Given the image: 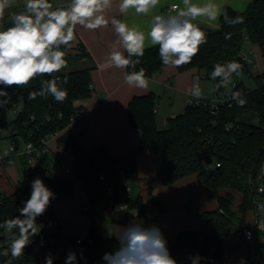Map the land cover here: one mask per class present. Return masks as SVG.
<instances>
[{
	"label": "trees",
	"instance_id": "obj_1",
	"mask_svg": "<svg viewBox=\"0 0 264 264\" xmlns=\"http://www.w3.org/2000/svg\"><path fill=\"white\" fill-rule=\"evenodd\" d=\"M24 6L25 4L23 11ZM222 10L229 18L242 17L243 23L228 24L222 15L220 27L203 31L206 43L200 46L191 63L178 67L180 71L196 68L211 78L210 74L216 64L236 61L242 66L238 73H251L250 64L242 59L247 40L258 44L264 57V0H252L243 11L230 5H224ZM227 34H230V38H226ZM61 50L65 52L66 61L82 57L84 53L82 50L73 54L65 46H61ZM125 56L127 57L126 52ZM130 59H139L140 62L135 68L129 66L128 73L143 68L146 77H155L165 66L159 56V45L145 47L142 57L133 56ZM235 74L237 73L232 75ZM65 78L67 83H64ZM254 78L257 83L255 87L247 88L243 81H236V87L232 91L240 92L241 98L246 101L243 106L233 100L231 105L220 106L213 113L209 104L189 102L183 112L168 117L164 128L158 126L154 111L158 101L157 94L150 92L135 95L129 102V121L141 131L142 148L149 150L153 158L161 163L165 184H173L180 178L195 174L219 199L218 207L198 215L199 227L183 229L174 239H169L157 220L148 216L142 194L130 197L123 193L117 194V201L129 202V208L124 213L127 218L134 216L131 210L135 209V216L142 220L144 227L155 225L160 228L177 264H192V258L197 255L202 257L200 264L219 261L225 254L223 245L227 237H237L233 247L244 244V239H240L238 234L239 226L246 225L247 213L251 208L255 209V199L260 196L258 186L264 183V177L260 179L264 166V71ZM51 79H57L58 87L67 91V98L63 102L56 101L51 94L29 99L30 93L41 90L43 81ZM219 81V77L213 80L215 92L225 89L215 87ZM7 88L15 89L23 96L24 108L15 121L19 133L25 139L30 136L35 141H41L47 135L64 130L84 111L85 107L78 102L92 95L93 78L91 68H78L53 73L51 76H37L23 87ZM58 144L75 156L77 167L74 175L64 178L48 173V169L44 171L43 178L48 180V184L44 185L54 193V198L50 200L44 214L36 218V223L43 227L37 235L30 237L32 239L52 226L57 219L52 209L53 204L73 194L75 181H85L89 200L95 204L103 196L100 175L113 176L119 171L120 159L113 157L105 146L89 151L70 131L61 133ZM236 191L242 192L243 198L234 206ZM194 204L191 192L185 206L191 210ZM23 206L24 201H20L15 195H7L0 189V225L7 219L20 216L18 209ZM255 230L257 234L260 233L259 229ZM5 232L6 229L0 227L2 238ZM15 234H18V229H14L11 236ZM81 246V264H105L102 259L104 254L118 248L119 240L115 236H103L94 224ZM40 258L34 245L29 243L21 257L12 259L9 252V256L2 257L0 264H8L9 260L11 264H31L39 262Z\"/></svg>",
	"mask_w": 264,
	"mask_h": 264
},
{
	"label": "clouds",
	"instance_id": "obj_2",
	"mask_svg": "<svg viewBox=\"0 0 264 264\" xmlns=\"http://www.w3.org/2000/svg\"><path fill=\"white\" fill-rule=\"evenodd\" d=\"M14 2L15 0H0V20L4 19L5 10ZM159 2L160 0H120L119 11L126 14L132 9L138 15H148ZM112 3L113 0H71L67 7H56L53 10L49 0H25L24 11L11 16L12 26L0 30V85L5 86V89L12 86L23 87L37 76H51L66 68L65 52L61 50V46L71 48L74 45L78 25L97 30L106 28L111 23L117 40L104 66L135 68L140 61H133L130 57L144 55L145 33L120 19L113 17L109 20L107 12ZM172 10L175 14L154 15L147 34L151 45H159V56L166 66L180 67L191 63L200 46L206 43L205 33L194 23L197 19L205 18L213 22L223 15L228 24L243 23L242 17L229 18L215 0H205L204 3L181 0L180 4L172 5ZM226 38H230V34ZM241 67L236 61L216 64L210 74L213 80L220 78L215 87H227L231 83L232 74L238 73ZM124 82L129 87L138 89H146L149 83L143 68L125 73ZM64 83H67V78ZM48 94L58 102H63L68 95L66 90L58 87L57 79H51L43 81L41 90L30 93L29 99L46 97ZM190 95L197 101L203 98L198 83L192 85ZM0 97L4 98L0 100V106L6 105L9 100L7 91L0 89ZM231 98L240 106L246 102L238 91L233 92ZM31 187L30 198L18 209L20 216L7 219L0 225L8 233L18 229V234L12 235L10 245L2 253L5 257L9 256V252L12 259H18L24 254L30 237L37 235L43 227L36 223V218L44 214L50 200L54 198V193L39 178L32 182ZM117 239L119 247L113 252L105 253L102 258L105 264H177L169 252L166 238L155 225L144 227L139 223L130 224L120 229ZM76 259V254L70 252L66 264H75ZM201 259L199 255L193 257L192 264H200ZM8 264H11V260ZM46 264H53L51 256L46 257Z\"/></svg>",
	"mask_w": 264,
	"mask_h": 264
},
{
	"label": "crops",
	"instance_id": "obj_3",
	"mask_svg": "<svg viewBox=\"0 0 264 264\" xmlns=\"http://www.w3.org/2000/svg\"><path fill=\"white\" fill-rule=\"evenodd\" d=\"M251 1L252 0H215L221 8H223L224 5H230L242 11L247 9ZM119 2L120 0H113L112 7L107 12L109 20L114 17L126 22L130 27H138L145 33V47H148L152 46L147 35L150 30V21L152 17L158 14H175L170 7L173 4H180L181 0H160L157 7L152 9L148 15H138L132 9L126 14H122L119 11ZM193 2L204 3L205 0H193ZM70 3L71 0H51L53 10H55L56 7H67ZM220 17L213 22H209L205 18H199L194 21V23L198 24L202 31L217 29L221 25ZM5 27H7V25ZM75 34L77 39L70 50L73 54L80 53V51L84 50L83 56L67 61V67L60 72H67L78 68H91L93 93L89 98L78 102L85 107L84 111L74 118L64 130L58 132L49 139V152L44 156L45 160L42 159L39 168L36 171H31V173L42 180L45 174L44 171L47 169L48 172H52L55 176L60 178L68 176L66 172L67 168H71L72 170L76 169L77 160L75 156L58 144V137L61 133L70 131L89 151H94L98 147L105 146L113 157L120 159L118 162L119 170L132 169L136 172L133 184L138 188V191L135 194L140 193L143 195L146 201L148 216L157 220L158 225L164 230L169 239H174L183 229L199 227L200 219L198 215L205 211L206 208H216L214 202L211 201V206H205L202 209L195 208L194 206L191 210L185 206V203L189 193L192 192L194 184L197 185L199 190L203 193L210 192L211 189H209L203 180L195 174L180 178L171 185L165 184L161 163L153 158L149 150L142 148L141 131L138 127L130 123L128 116V106L133 96L154 92L158 95L159 101L156 112L158 126L160 123L166 125L168 117L183 112L186 105L190 102L189 98L190 89L193 85V75L198 70L193 68L180 71L178 67L165 65L155 77H146L149 82L146 89L131 88L124 82V75L128 73L127 68L120 69L104 66L107 64L109 52L114 42L117 40L111 23H109L106 28L97 30H89L78 25L75 29ZM247 41L250 44L248 51L259 55L264 71V57L260 46L251 43L249 40ZM121 51L124 50L121 48ZM159 85L165 87L166 94H169L170 91L173 95L170 102L169 100L166 101L165 94L160 93ZM214 93L215 89L213 94ZM179 94L180 101H183V109L175 111L172 110V107H175ZM213 94L211 96H213ZM211 96L203 95L204 98H209ZM170 98L171 96L169 99ZM160 112L162 113V122L160 121L161 116H157V113ZM24 149L17 151V154L14 156L17 158L16 161L13 157V161L11 162L13 165H9L12 169L21 166L23 170H30L26 163ZM56 154L61 158L60 162H62V166L59 167L61 170L59 171L57 167L53 168V170L51 168L50 170L48 168V163H46L47 159L55 161L53 157L56 156ZM8 164L10 163H6L0 167V189L7 195H13L20 188V181L23 177L18 179V181L14 180L10 174V167L7 166ZM41 173L42 175L40 178ZM6 176L9 177V181ZM3 178L7 181L6 186L2 183ZM33 181L34 180H32V182ZM76 183L77 181L74 183L73 194L58 200L52 206L57 218L64 219L67 222V229L78 219L79 209L77 205L83 203L84 205L81 206V209L86 212L83 207L88 205L85 203L89 200L85 182L80 180L78 185ZM203 185L207 190H204ZM136 213L137 211L133 209L131 210V214L134 216L130 218H127L124 213L118 217H108L114 219V225L112 230L106 233L108 234L107 237L115 236L117 238L120 229L133 223H139L143 226L142 220L135 216ZM255 216L256 210L254 211L253 224L255 223ZM249 225H252L251 222H249ZM66 228L64 230H66ZM259 236L260 233L257 234V240ZM228 253L229 251H225V256ZM52 258L53 264H66L67 256ZM242 262L243 264H249L246 257H244L239 264H242ZM31 264H46V257H41L39 262ZM75 264H78V261H75Z\"/></svg>",
	"mask_w": 264,
	"mask_h": 264
},
{
	"label": "built area",
	"instance_id": "obj_4",
	"mask_svg": "<svg viewBox=\"0 0 264 264\" xmlns=\"http://www.w3.org/2000/svg\"><path fill=\"white\" fill-rule=\"evenodd\" d=\"M172 9V6L170 7ZM6 26L4 20H0V29ZM242 59L248 62L249 64H254L255 61L251 56V53L245 48L242 51ZM203 74L200 71H196L193 75V84L198 83L201 88V78ZM236 87V81L231 79V83L225 87L221 92H215L213 96L209 98H202L197 101L193 96L190 95L189 101L196 104H209L212 112L215 113L220 106L229 104L233 102L232 91ZM0 89H4L8 93V103L4 106H0V167L6 163H11L13 157L17 154V145L14 142H9L3 144L1 138L8 133L9 135L18 134L19 130L16 132L13 128H10V121L7 116L11 111L15 117V121L21 111L24 108V103L14 100V96L19 94L15 89L6 88L3 85H0ZM3 97H0V100H3ZM158 105L154 107V111L157 112ZM15 124V128H16ZM47 135L41 141H35L31 139L30 136L25 139V149L24 153L26 156V163L29 169L33 172L36 171L41 165V160L44 155L49 152V139L57 134ZM67 174L74 175L75 170L71 168L66 169ZM44 177V176H43ZM42 177V179H44ZM136 177V172L134 170L121 169L116 172L115 175L110 176L102 174L99 177V181L102 182L103 196L98 198V201H104L106 205V216L107 217H118L129 208V202L126 200L117 201L116 197L118 193H123L125 196L130 197L133 195V182ZM264 177V166L260 179ZM44 184H48L47 178L44 179ZM32 179L30 175L26 174L23 179L20 181V188L13 194L20 201H26L28 196L32 191ZM258 192L260 196L255 199V223L253 225H246L242 227L238 234L244 238L246 243L250 244L252 247L257 241V233L255 228L260 231L264 229V183H260L258 186ZM85 211L91 209L90 205H85ZM67 222L64 219L57 218L53 222L51 227H48L47 230L40 232V234L35 238H30V243L34 245V249L39 253L40 257H58V256H67L70 252H74L77 257L78 264H81L79 260V255L77 253V248H81L84 237L77 236L74 234L66 233L65 228ZM55 229V230H54ZM11 233L7 231L4 233V238L0 236V263L2 260V253L5 248H7L11 243ZM212 264H219L218 261H213Z\"/></svg>",
	"mask_w": 264,
	"mask_h": 264
},
{
	"label": "rangeland",
	"instance_id": "obj_5",
	"mask_svg": "<svg viewBox=\"0 0 264 264\" xmlns=\"http://www.w3.org/2000/svg\"><path fill=\"white\" fill-rule=\"evenodd\" d=\"M24 4H25V0H15L13 5L10 8H7L5 10V15H4L3 20L5 21L6 25L9 24L10 27L12 26L11 16L13 14L22 12ZM249 45L250 44L248 43V41H246L245 48L247 50H248ZM251 56L255 60V66H254V64H250L251 73L246 71V72H242V73H237L235 75H232V77H231V79H233L235 81H243L247 88L255 87V85L257 83H256V80L254 77L257 74H259L260 72H263V65H262V62H261L259 55L257 53L253 52V53H251ZM202 74H203V77L201 78L202 93L204 96H211L214 92V82L211 78H209L205 75V72H202ZM159 87H160V93L165 94L166 99H167L166 101L169 100V102H170L173 98V95L171 94V92L169 91V94H166L165 93L166 92L165 87L162 85H159ZM170 96H171V98L169 99ZM13 98L15 101H18V102L23 101V96L21 94H17ZM182 102L183 101H180V94H179L177 96L175 107L174 108L172 107V110H175V111L182 110L183 109V103ZM158 103H159V101H157V104ZM159 108H160V105H159ZM161 115H162L161 112L157 113L158 117H160ZM7 118L10 121L9 127L13 128L17 132L18 127L15 128V117L11 111L8 113ZM161 118H162V116L160 117V121L162 122ZM159 127L164 128L165 127L164 123H160ZM1 141H2V143L14 142L15 145L18 146L17 151L23 150L24 146H25V138H24L23 134H21V133L9 135V136L7 133L5 136H3L1 138ZM44 156H46V155H44ZM44 156L42 157L43 160H45ZM53 158L55 159V161H52L51 159L46 160V163H48V168L50 170L52 168V170H53V168L57 167L58 171L61 170L59 168L60 166H62V162H60L61 158L57 154ZM16 159L17 158H15L14 160L16 161ZM63 162H64V160H63ZM58 163H59V165H58ZM9 165H13V164L10 163L7 166L10 167ZM9 170H10V174H11L12 178L14 180H17V181H18V179H21V177H24L26 174L30 175L32 180H35L37 178L36 176H34L31 173V170H23L21 166H18L16 169H14V168L12 169V167H10ZM41 175H42V173L40 174V178H41ZM6 178L9 181V177L6 176ZM2 183L5 184V186H6L7 181L5 178L2 179ZM78 183H80V180H77L76 184L78 185ZM85 185H86V183H85ZM167 185H171V184H167ZM133 187H134V190L132 193H133V195H135V193H137V191H138V188L135 186V184H133ZM203 187H204V190H207L204 185H203ZM222 191H220V193H222ZM192 192H193L194 199H195V204H194L195 208H201L202 209L205 206H211V201L214 202L216 207L219 206V199L217 198L216 195H214V192L212 190L210 192L203 193L199 190L198 186L194 184ZM235 195H236V201H235L234 206H237L243 198V193L236 191ZM85 204L90 205L91 210L84 212L81 209V206L84 204L79 203L77 205L78 209H79L78 219L75 220L70 225V227L68 229L66 228L65 232L73 233L77 236L86 237L88 232L90 231L91 227L94 224H96L99 226L101 234L103 236L107 237L108 234H106V233H108V232H110V230H112V227L114 225V219L108 218L106 216V205H105L104 201L100 200L97 203L92 204L90 202V200H88ZM159 208H160V206H159ZM206 210H210V209L206 208ZM254 211H255L254 208H251L248 211L246 225H249V222H251V224L253 225ZM246 225H240L239 230ZM240 239L243 240L244 238L242 236H240ZM236 240H237L236 236L227 237L225 239L224 245H223V252L229 251V253L226 256L224 254V256H225V257L223 256L224 258L222 257L221 259H219V264H239L244 257H246L248 259L249 264H251V263L252 264H264V229L260 231V236L258 237V240L256 241L255 245H253V247L250 244L244 242V240H243L244 244H242L241 246L233 247ZM231 247H233V250H230ZM77 253L79 256H81L82 249L80 247L77 248ZM251 257H253L252 260H251ZM76 261H77V259H76Z\"/></svg>",
	"mask_w": 264,
	"mask_h": 264
},
{
	"label": "water",
	"instance_id": "obj_6",
	"mask_svg": "<svg viewBox=\"0 0 264 264\" xmlns=\"http://www.w3.org/2000/svg\"><path fill=\"white\" fill-rule=\"evenodd\" d=\"M7 27H4L2 30L6 29Z\"/></svg>",
	"mask_w": 264,
	"mask_h": 264
}]
</instances>
